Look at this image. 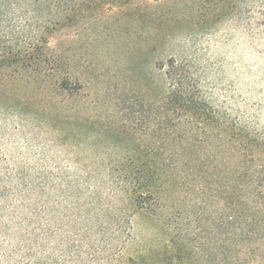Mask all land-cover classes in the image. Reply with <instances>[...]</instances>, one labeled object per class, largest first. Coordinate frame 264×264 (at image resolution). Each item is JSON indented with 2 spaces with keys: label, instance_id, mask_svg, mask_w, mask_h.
<instances>
[{
  "label": "rangeland",
  "instance_id": "rangeland-1",
  "mask_svg": "<svg viewBox=\"0 0 264 264\" xmlns=\"http://www.w3.org/2000/svg\"><path fill=\"white\" fill-rule=\"evenodd\" d=\"M54 44L69 94L50 103L15 78L0 115V174H36L1 201L0 264H233L217 250L223 203L183 192L182 161L160 175L153 212L115 178L153 144L170 58L194 63L211 101L264 137V0H104L77 10ZM257 248L248 264H264Z\"/></svg>",
  "mask_w": 264,
  "mask_h": 264
},
{
  "label": "trees",
  "instance_id": "trees-1",
  "mask_svg": "<svg viewBox=\"0 0 264 264\" xmlns=\"http://www.w3.org/2000/svg\"><path fill=\"white\" fill-rule=\"evenodd\" d=\"M102 3L0 0V115L9 107L13 94L8 83L15 78L25 79L30 94L35 92L30 85L53 93L49 102L55 94L71 91L69 63L56 49L55 32L69 25L77 10ZM198 70L190 61H167V89L153 105V144L146 158L142 154L126 159L132 168L115 179L129 190L136 207L153 212L152 203L158 201L153 189L160 175L182 161L183 192L193 191L201 202L212 197L223 203L218 225L228 235L217 238V250L228 251L233 264H248L264 241V137L211 101ZM14 101L19 104L20 98ZM35 184L36 174L6 167L0 174V207L4 199L21 198Z\"/></svg>",
  "mask_w": 264,
  "mask_h": 264
}]
</instances>
